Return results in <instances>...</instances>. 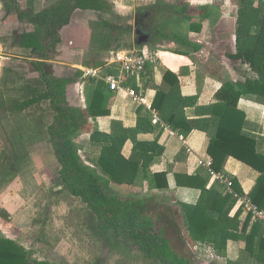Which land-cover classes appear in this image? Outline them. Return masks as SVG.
Masks as SVG:
<instances>
[{"label":"trees","instance_id":"obj_1","mask_svg":"<svg viewBox=\"0 0 264 264\" xmlns=\"http://www.w3.org/2000/svg\"><path fill=\"white\" fill-rule=\"evenodd\" d=\"M237 1L240 3L236 27L237 51L230 57L248 63L257 76L244 82L226 81L222 91L219 92L218 102L204 109L205 117L188 120L185 108L196 105L197 96L183 97L180 81L174 73L167 70L162 84L158 87L153 109L158 112L163 122L184 137H187L195 128L208 134L210 138L208 152L211 156L213 171L225 174V163L229 157H234L259 170L261 176L251 191L249 200L264 209V155L257 151L256 140L242 133L245 114L238 109V102L243 95H257L264 101V0ZM59 8L58 6L46 8L31 19L42 23V26L46 28V36H58L59 29L71 20L72 13L63 15L59 13V16L57 11ZM73 8L74 10L94 9L112 12L107 0H77ZM145 11L146 8L140 9L136 17L139 46H143L142 44L148 38L145 30L147 17ZM176 12L177 17L181 18L183 12L185 15L186 8L182 7ZM100 25L103 29L107 28L110 31L106 34L102 33L100 38V41L104 43L109 42H106L105 47L109 49L113 46L110 40L115 37L111 30L113 33L116 30L106 19ZM176 35L179 36L181 33ZM162 37H169V35ZM19 45L28 48L37 46L34 41H31L29 35ZM117 46L120 47V45ZM37 56L48 57L40 53H37ZM148 67L150 64L147 65V69ZM89 81L92 93L86 98V109L83 113L84 126H81L73 115L72 123L63 131H58L57 123L66 117L64 108L59 107L60 114L56 118V123L49 128L57 159L62 165L63 183L73 194L80 196L96 214L104 215L105 223L126 231L128 236L142 243L143 248L149 254L159 258L163 264H191V259L178 255L179 253L166 236L165 224L169 221L168 214L160 213L156 217H151L147 215L148 206L143 197L122 196L118 192L108 193V189L113 184L134 185L137 181L144 179L152 188L167 189L169 187L167 173L151 172V166L159 159L158 155L163 153V148L160 147L156 153L157 148L153 141H142L137 138L139 133L153 129L149 115L140 114L136 128L133 129L120 128L118 122L113 124L115 129L111 133L95 129L90 135L92 152L88 156L93 166H90L79 153L74 136L86 130L89 117L95 119L110 113L109 95L105 93L107 84L95 78H90ZM46 82L49 90L36 98L37 100L49 99L54 95L50 81L46 79ZM129 139H132L135 145L132 155L126 157L123 149ZM208 174L211 175L209 171ZM201 179L203 183H196L202 190L196 204L168 203L171 207L169 211L174 215L180 231L188 232L193 242L211 246L222 257L226 256L230 239H237L241 234L248 232L246 248L240 259L231 264H264V223L255 220L251 226L252 214L249 213L243 221L239 219L240 210L234 217H230L235 200L233 193L219 191L215 187L207 188L209 177L201 176ZM229 180L233 190L240 193L237 179L229 176ZM187 241L186 239L185 242ZM29 254L34 252L17 240L6 237L0 231V264H56L49 260L32 259Z\"/></svg>","mask_w":264,"mask_h":264},{"label":"crops","instance_id":"obj_2","mask_svg":"<svg viewBox=\"0 0 264 264\" xmlns=\"http://www.w3.org/2000/svg\"><path fill=\"white\" fill-rule=\"evenodd\" d=\"M110 2L116 11L113 12L119 14L118 18L121 19V25L112 23L116 33L121 35V42L113 43L109 49L93 45L95 41L91 31H94V28L92 29L88 22L85 24L80 21V16L86 17L87 14H83V10L79 9L60 32L61 43L64 44L61 47L62 52L58 55L60 63L69 67L96 66L108 71L112 52L124 49L146 52L154 56L155 61L149 63L150 67L144 73L145 76L144 74L141 76L140 82L133 76L125 83L141 92L145 96V103H138L125 89L111 91L106 86L105 93L109 95L110 113L95 119L88 118V129L82 134L85 141L90 145V135L95 129L111 133L115 129V126L113 127L115 122L119 123L120 128L133 129L136 128L140 114L149 115L153 129L139 133L137 138L142 141H153L156 144V153L160 147L163 148V153L158 155L159 159L151 166V172L167 173L169 187L152 188L147 180H139L133 185L134 188H140L139 195H147L164 204L177 202L196 204L202 193L201 186L196 184L203 183L201 176L209 177L207 188L215 187L226 192L225 184L208 174L206 162H211L208 134L195 128L184 137L162 121L158 112L153 109V103L167 70L174 73L180 81L183 97L197 96V104L185 108L188 120L205 117L204 109L218 102L219 92L226 81L244 82L257 76L248 63L230 57L237 51L236 27L240 3L237 0H110ZM182 7L186 8L185 15L183 12L181 18H178L176 10ZM143 8H146L145 30L148 38L143 46H139L136 17ZM128 19L132 21L126 22ZM178 33L181 35L177 36ZM83 34L84 39L80 37ZM163 35L169 37H162ZM2 48L6 52L9 46L5 45ZM17 50L19 54H27L28 49L21 47ZM7 58L0 54V89L4 61ZM238 109L245 114L242 133L254 138L257 151L264 155V101L257 95H243L238 102ZM19 141L20 148L14 154L10 151L11 143L6 140L5 133L3 130L0 131V231L14 240L17 238L11 233L13 229L14 235L18 228L23 229L19 219L22 215H19V212L20 214L25 212L23 207L25 195L31 193L27 192L26 181L37 179L39 184L41 163L46 154L41 150V145L45 144L41 140L33 139L32 145H28L23 138ZM134 145L132 139L126 142L123 149L126 157L132 155ZM24 147L31 148L29 153L23 150ZM47 149L51 151L49 147ZM22 163L33 165L28 167L26 172ZM225 171L226 178L235 177L240 188V193L235 190L233 192L235 200L230 217H234L240 210L239 219L244 221L249 214L245 201L249 199L261 172L234 157H229L225 163ZM7 177L10 179H6L7 183L3 184V178ZM9 219H12V222L8 221ZM254 221L252 219L251 226ZM247 234L248 232L243 233L239 238L228 241L225 256L228 264L239 260L246 248ZM29 257L44 260L40 254H29Z\"/></svg>","mask_w":264,"mask_h":264},{"label":"rangeland","instance_id":"obj_3","mask_svg":"<svg viewBox=\"0 0 264 264\" xmlns=\"http://www.w3.org/2000/svg\"><path fill=\"white\" fill-rule=\"evenodd\" d=\"M76 1L0 0V54L8 57L4 61L0 89V131L5 133L6 140L11 143L10 151L14 154L19 150L18 143L22 138L28 145H32L33 139L46 144L41 145V150L46 154L41 163L39 184L37 179L26 181L27 192L31 193L25 195V212H19V215H22L19 219L23 229L18 228L15 235L12 234L13 229L11 235L34 254H40L44 260L56 264H163L159 258L149 254L142 243L128 236L126 231L105 223L104 215L96 214L62 181V165L57 159L49 128L56 123L60 114L59 107L64 108L66 117L57 123L58 131H63L72 123L73 115L77 122L84 126L85 101L92 90L89 81L91 77L84 75V69L91 66L69 67L61 64L58 55L62 52L61 47L64 44L61 43L60 32L65 25L59 29L58 36L50 37L46 36V28L41 22L31 19L35 14L53 6L60 7L57 9L58 15L71 12L73 16L79 10L73 8ZM108 2L112 12L115 11L113 3L110 0ZM112 12L94 9L82 11L87 15H81L80 21L85 24L88 22L91 28H94V31L91 29L95 41L93 45L106 47L109 43L100 41L102 33L110 32L100 25L102 21L108 20L111 26L114 22L121 25L119 14ZM131 19L126 22L130 23ZM111 32L117 38L113 37L111 43L121 42V35L115 31L113 33L112 30ZM27 35L31 36V41L37 46L22 47L28 49L27 54H19L16 52L17 48H21L19 43ZM80 37L84 39L85 34ZM5 45L9 46L6 52L2 48ZM37 53L48 57H39ZM46 79L50 81L54 95L49 99L37 100L36 98L49 90ZM85 129L75 135L74 140L82 158L93 166L88 159L92 152L91 147L82 135L86 133L88 126ZM47 144L51 151H48ZM30 149L24 147L23 150L29 153ZM48 152H52V155ZM21 165H24L23 169L27 172L33 163ZM6 179L10 178H3V184L7 183ZM110 188V194L118 192L122 196H140V188H134L133 185L113 184ZM141 197L146 200L147 215L156 217L160 213L168 214L169 221L165 224L166 236L179 256L191 259V264H228L225 256H219L211 246L193 242L188 232L180 231L174 215L169 211V204H163L147 195ZM8 221L12 222V219ZM186 239L188 243L185 242Z\"/></svg>","mask_w":264,"mask_h":264},{"label":"built area","instance_id":"obj_4","mask_svg":"<svg viewBox=\"0 0 264 264\" xmlns=\"http://www.w3.org/2000/svg\"><path fill=\"white\" fill-rule=\"evenodd\" d=\"M155 61V57L147 54L146 52L124 49L112 52V58L110 60V68L105 71L102 68L89 67L84 69V75L86 77L95 78L104 81L111 91H117L119 89H125L138 103H145V96L138 92L131 86H127L125 83L130 77L136 76L139 79L146 72L147 65ZM209 172L212 176L222 181L228 192L233 193L231 181L226 178L224 174L217 173L211 169V162H206ZM245 207L248 212L252 214L254 220H258L264 223V209L258 205L252 203L249 199L245 201ZM202 244V243H201ZM202 253V250H200Z\"/></svg>","mask_w":264,"mask_h":264}]
</instances>
